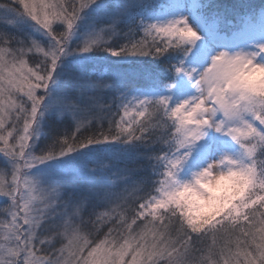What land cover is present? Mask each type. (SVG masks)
<instances>
[{
    "label": "snow or ice",
    "instance_id": "snow-or-ice-1",
    "mask_svg": "<svg viewBox=\"0 0 264 264\" xmlns=\"http://www.w3.org/2000/svg\"><path fill=\"white\" fill-rule=\"evenodd\" d=\"M227 12L0 0V264H264V9Z\"/></svg>",
    "mask_w": 264,
    "mask_h": 264
},
{
    "label": "trees",
    "instance_id": "trees-1",
    "mask_svg": "<svg viewBox=\"0 0 264 264\" xmlns=\"http://www.w3.org/2000/svg\"><path fill=\"white\" fill-rule=\"evenodd\" d=\"M209 2L212 3L213 5H223L227 7L228 12H227L225 23L223 26L226 31L231 32L242 26L243 21L239 19L238 15H245L247 13H251L252 15H257V12L259 10L257 6L258 4L264 2V0H209ZM255 3L257 5H255ZM118 42L123 43L124 41L121 40ZM138 68H139L138 65H132V64L120 66V70L127 74V79L129 83L140 85V84H143L144 81L142 79L136 78L133 75V73ZM108 79L109 78L106 77L105 82H107ZM107 96L108 98H110L111 93L109 92ZM105 128H107V124H105ZM105 163H107V161H105ZM95 166H96L95 163L90 165V167H95ZM120 167L123 168L124 165H120ZM139 175L142 176L144 175V173H140ZM129 188L131 189L130 186ZM143 194H144L143 192L138 193V195H143ZM2 205H3V201L0 200V206ZM104 231H106V228L104 229ZM57 246H59L58 243H57Z\"/></svg>",
    "mask_w": 264,
    "mask_h": 264
},
{
    "label": "rangeland",
    "instance_id": "rangeland-1",
    "mask_svg": "<svg viewBox=\"0 0 264 264\" xmlns=\"http://www.w3.org/2000/svg\"><path fill=\"white\" fill-rule=\"evenodd\" d=\"M255 5H257L256 3H255ZM258 8H259V10H258V12H257V15H255L257 18H259V15H260V13H261V10L262 9H264V2H262V3H260V4H258V6H257ZM252 14L251 13H247V14H245V15H238L239 16V19L241 20V21H243L242 22V26L244 25V23H245V21H246V19L249 17V16H251ZM241 26V27H242ZM237 30V29H236ZM235 31V30H234ZM132 81V80H131ZM130 187H133L134 185H129Z\"/></svg>",
    "mask_w": 264,
    "mask_h": 264
}]
</instances>
